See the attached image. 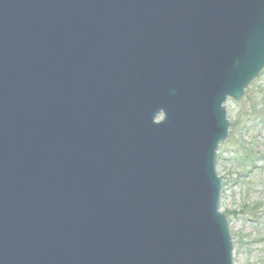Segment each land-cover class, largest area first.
Returning a JSON list of instances; mask_svg holds the SVG:
<instances>
[{
	"label": "water",
	"instance_id": "95a60500",
	"mask_svg": "<svg viewBox=\"0 0 264 264\" xmlns=\"http://www.w3.org/2000/svg\"><path fill=\"white\" fill-rule=\"evenodd\" d=\"M263 66L264 0H0V264H232L222 104Z\"/></svg>",
	"mask_w": 264,
	"mask_h": 264
},
{
	"label": "rangeland",
	"instance_id": "374dc122",
	"mask_svg": "<svg viewBox=\"0 0 264 264\" xmlns=\"http://www.w3.org/2000/svg\"><path fill=\"white\" fill-rule=\"evenodd\" d=\"M228 130L217 148L219 210L226 216L233 264H264V67L239 100L224 103Z\"/></svg>",
	"mask_w": 264,
	"mask_h": 264
}]
</instances>
